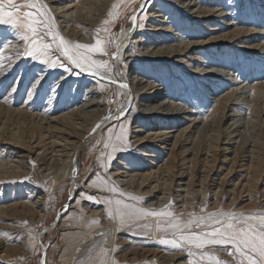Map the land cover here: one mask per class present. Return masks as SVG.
Returning a JSON list of instances; mask_svg holds the SVG:
<instances>
[{"label": "rangeland", "instance_id": "rangeland-1", "mask_svg": "<svg viewBox=\"0 0 264 264\" xmlns=\"http://www.w3.org/2000/svg\"><path fill=\"white\" fill-rule=\"evenodd\" d=\"M177 1L111 0V6L90 16L95 25L84 30L85 40H75L71 33L68 34L71 43L77 41L92 45L96 39L102 40L104 54L92 53L91 56L108 61L111 69L124 45L123 56L118 62L120 68L130 66L126 77L135 80L131 83L134 91L139 77L143 78L144 85L161 89L154 101L157 108L168 106V102L161 101L166 99L167 86L173 88L175 105L189 111V117L174 118L160 128L151 121L153 116L141 108L145 95H138L129 104L131 100L127 102L120 88L113 87L109 81L111 71L93 68L92 71L98 74L91 76L73 68L58 51L52 58L63 63L69 71L61 67L49 68L24 54L29 45L19 39L22 30L0 25V40L6 39L10 44L0 49V163L16 166V173L11 178L0 174V264H217V260L220 264H241L244 260L239 254H229L234 252L231 245H206L197 249L184 244L180 250L161 241L179 239L181 232L208 230L207 226L186 227L194 217H206L208 213L243 214L242 220L257 225L264 217V122L257 123L255 117L264 103H260L259 97L256 105L251 100L253 88L264 87V0H192L190 5L197 8L191 12L183 7L180 9ZM22 2L17 0V3ZM69 2L76 3V0L50 2L49 5L54 14L61 16L57 9ZM114 4L117 7L113 8ZM198 8L201 11L212 9V17L201 23L197 19L202 16L197 14ZM133 16L136 17L135 22ZM218 19L226 21L225 29L221 28L223 23ZM58 20L59 28H54L56 32L62 31L66 35L68 29L74 28L71 23L66 27L61 19ZM216 22L219 27H213ZM211 27L217 30L210 34L207 30ZM235 29L254 31V35L234 40L233 35L238 34H234ZM217 36L224 41L220 46H199L201 42L209 43ZM224 36L226 39L222 38ZM45 39L50 40L48 37ZM176 41L181 45L197 44L186 53L182 52L187 54L184 66L151 59L154 47L177 45ZM160 58L166 59L165 56ZM217 58L222 67H218ZM213 62L222 71L210 67ZM197 68L199 72L207 71V76H199L194 72ZM36 80L40 81L38 86H35ZM217 82L223 86L215 91L211 87ZM13 87H16L15 91ZM236 88L245 91L241 98H246V101H238L246 108L241 114L234 113V117L239 116L243 120L239 133L244 132L227 139V133L235 127L227 130L233 118L226 117L222 123L218 122L222 111L216 109L220 99ZM105 96L108 99H105L104 107L85 108L95 114L105 108L106 116L92 127L72 160L70 156L64 160L65 155L60 157L52 153L51 142L59 135L46 134L30 118L16 113L24 110L29 115L38 116L37 121L47 122L43 124L44 128L50 124L49 121L71 115L84 105L89 107L91 100L101 102ZM224 114L229 115L227 112ZM112 117L117 121L102 128L103 120ZM249 117L252 122L246 123ZM193 118L198 122L196 128L190 126L186 130L185 135H190L188 143L173 147V137ZM203 122L204 125L210 124V129L207 134L202 133L206 136L193 146L199 138L197 129ZM97 125L100 127L96 128ZM94 128L95 132L92 131ZM172 130L178 132L161 138L168 140L164 150L155 148L161 141L160 137L144 142L145 150L135 143L147 134ZM16 132L21 138L17 141L12 138ZM138 132L139 136L134 139ZM70 141L77 142V139H69L68 145H71ZM9 142H13L15 147ZM150 154L157 158H149ZM149 161L152 166L147 164ZM142 177L148 181L138 190L135 182L141 181ZM55 179L58 183L54 185ZM130 180L134 181L131 188ZM156 183L162 190L158 197L166 200L151 207L145 201V193L150 184L154 186ZM44 193L48 198L44 204L36 206L37 197ZM182 199L187 200L184 206ZM152 212L173 215L148 214ZM175 223L180 225L179 230L171 227ZM112 237L113 244L109 246L108 241Z\"/></svg>", "mask_w": 264, "mask_h": 264}, {"label": "bare ground", "instance_id": "bare-ground-1", "mask_svg": "<svg viewBox=\"0 0 264 264\" xmlns=\"http://www.w3.org/2000/svg\"><path fill=\"white\" fill-rule=\"evenodd\" d=\"M69 0H39V4H42V5H46V11L49 13V15L53 18L52 20V23L55 25V27L58 29L59 27L57 26V22L59 21V19H61V23L65 24L66 27H68V25L71 23V27H74V28H71L72 30L70 31L68 29V33L63 34L62 31L59 32V35L62 36L64 38L65 41H67L68 43L70 44H76L77 41L75 42V40H77L78 38H81V40H85V31H86V28L87 27H92L93 25V20L90 19V16H92L94 13L96 12H99L100 10L104 9L105 7H108V6H111L112 3H111V0H76V3H71L69 2L68 4H63L61 6V8H58V12H60L61 16L60 15H56L54 14V11L51 9L52 7H50L49 3L52 2V3H59V2H67ZM191 1L192 0H178L177 3H178V6L180 7V9L185 8L187 9V12H191V11H194V8L196 7V5L191 4ZM194 1V0H193ZM199 1V0H198ZM197 1V2H198ZM206 1V0H205ZM114 2V1H113ZM176 2V1H175ZM189 2V3H187ZM208 2V1H207ZM210 2V0H209ZM219 2V1H218ZM204 3V2H203ZM215 3V2H214ZM201 4V3H200ZM207 4V3H206ZM87 5L88 8H85V6ZM159 5V4H158ZM186 7H185V6ZM209 5V4H208ZM212 7V6H211ZM210 7V8H211ZM197 8V7H196ZM208 11H201L200 8H198L196 10L197 14H201V18H197L198 20L201 21L202 23V20H206L207 18H209L210 16L212 17V9H210ZM217 8V7H216ZM61 10V11H60ZM150 15V14H149ZM151 16V15H150ZM155 15H153L154 17ZM222 17H225V15L221 14ZM148 17V16H147ZM164 17V16H163ZM113 18V17H112ZM150 18V17H149ZM180 20V19H179ZM178 21V20H177ZM217 21L223 23V25H221V28H224L225 29V22L224 20L222 19H218ZM259 21V20H258ZM154 23V22H153ZM172 24V23H171ZM174 24V23H173ZM258 24V23H257ZM62 24H60L61 26ZM151 26H153L151 24ZM170 26V25H169ZM220 25L216 22L215 25L213 27H219ZM70 27V26H69ZM213 27L209 28L207 30V32H209L211 34V32H214L216 31L217 29H214ZM168 28V27H167ZM166 28V29H167ZM170 29V28H169ZM172 29V28H171ZM85 30V31H84ZM157 30V28H156ZM161 30V29H159ZM174 30V29H173ZM60 31V30H59ZM170 31V30H169ZM133 32V31H132ZM234 34L236 35H233L232 39L236 40V39H239V38H245L249 35H254V31L253 32H248V31H241V30H237L235 29V31H233ZM69 33H71L72 38L74 37L75 40L74 42L75 43H71V41L69 40L70 38V35H68ZM65 35V36H64ZM181 35V33H180ZM128 36V35H127ZM126 36V37H127ZM228 36V35H227ZM227 36H224L222 37L223 39H226ZM181 37V36H180ZM128 39V37H127ZM142 39V38H141ZM140 39L139 42H142ZM174 39V38H173ZM177 39V38H176ZM211 39H215V40H212L210 41L209 43H204V42H201L199 46H201V48H203V46L205 45H214L216 44L217 46H220V43H223L224 41L220 40L219 39V36L217 37H213ZM210 39V40H211ZM170 41L172 39H169ZM73 41V40H72ZM169 41V42H170ZM137 42V41H136ZM160 42V41H159ZM158 42V43H159ZM182 42V41H180ZM263 42V41H261ZM79 43V42H78ZM174 43V42H172ZM177 43V41H176ZM189 43V41H188ZM260 43V42H259ZM264 43V42H263ZM123 44V43H122ZM154 44V43H153ZM157 44V43H156ZM164 44V43H163ZM171 44V43H170ZM10 45V44H9ZM159 45V44H158ZM195 45L197 44H193V45H190V44H178L177 45H169V46H166V47H162V48H159L153 49V51L151 52V59H154L155 61H165V62H168V64H175V65H181V66H184L183 64H186V63H183V60H184V57L187 56V54H182V52L184 51L186 53L187 49H189L191 46L195 47ZM261 45V44H260ZM259 45V46H260ZM124 45H122V47L120 48L119 50V53H118V56H117V59H114L115 61L112 62V65H114L111 73H110V77H109V81L112 83V86L115 87V88H120L121 90V93L123 95H125V99L126 101L128 102L129 100H131L129 102V104L132 102V100H134L138 95H145V101L142 103L141 105V108L143 107V112H148L146 113L147 115L149 116H153L151 119V121H154L156 123V125L158 126V128H160L161 126H163L165 123H167L168 121H171V120H174V118L178 119V118H188L189 116V111H186V109L183 108H178L177 105H175L174 103V99H175V94L173 93V88H171L169 85L167 86V89L165 90L166 91V99L162 100L161 102H168V106H163V107H159L157 108L158 104H154V101L158 98L159 96V93H160V90L161 89H157L155 88L156 86H151V85H144V81H143V78H140L139 76V79L137 77H134L135 79L137 78L136 82H135V91L132 89L131 87V83H134V81L132 82L131 80H129L127 77H126V72L130 69V66L129 67H124V69L120 68L119 66V59L123 56V53H124ZM151 46V45H150ZM161 46V45H160ZM149 47V46H148ZM257 47V46H256ZM183 48V50H182ZM260 50V49H259ZM263 50V49H262ZM261 53V52H260ZM264 53V52H262ZM261 55V54H260ZM98 56V55H97ZM165 56V60L160 58V57H163ZM131 57V55H130ZM22 58V57H21ZM196 58V57H194ZM12 59V58H11ZM123 59V58H122ZM186 60V59H185ZM217 61V64L219 65L218 67H222L221 63H220V60L219 58L216 59ZM224 60V59H223ZM215 62V63H216ZM226 62V65H227V61ZM224 62V63H225ZM212 64V63H211ZM225 65V64H224ZM198 67V66H197ZM210 67H216V71H220L218 70L217 66L214 64L213 62V65H211ZM226 67V66H225ZM241 67V66H240ZM155 68V67H154ZM199 68H197L196 70H194V72H197L199 73V76H207L205 75L207 71H200L198 70ZM211 69V68H210ZM79 70V69H78ZM169 70V69H168ZM167 70V71H168ZM224 70V69H223ZM209 71V70H208ZM211 71V70H210ZM222 71V70H221ZM81 73V72H79ZM128 73V72H127ZM215 73V72H214ZM226 73V71H225ZM208 74V73H207ZM217 74V73H215ZM223 74V73H221ZM88 75V73L86 74ZM209 75V74H208ZM220 75V74H218ZM224 75V74H223ZM92 76V75H91ZM213 76V75H212ZM217 76V75H216ZM215 76V77H216ZM83 77V76H82ZM144 77V76H143ZM229 77V76H228ZM231 77V76H230ZM218 78V77H217ZM217 78L216 81H220L218 80ZM106 79V78H105ZM223 79V78H222ZM62 81V80H61ZM205 81V80H204ZM222 81V80H221ZM64 82V81H63ZM238 82V81H237ZM60 83V82H59ZM154 83V82H152ZM208 83V81H207ZM225 83V82H224ZM231 83V82H230ZM57 84V83H56ZM121 84H124L126 85V87H120ZM168 84V83H167ZM198 84L202 85L204 84V82H198ZM211 84V83H210ZM232 84H236V83H232ZM18 85V84H17ZM58 85V84H57ZM133 85V84H132ZM165 85V84H164ZM212 87L211 89H214L215 91L218 90L220 87L223 86V84L221 83H218L217 84H213L212 83ZM35 86H37L35 84ZM160 86V85H159ZM54 87V86H53ZM206 87V86H205ZM218 87V88H217ZM16 88V87H15ZM230 88V87H229ZM244 88V87H243ZM222 89V88H221ZM224 89V88H223ZM222 89V90H223ZM233 89V88H232ZM106 90V89H105ZM245 91H239L237 88L234 90L233 93H230L226 96H224L222 99H220L221 101L219 102V105L216 109V111H222L221 112V117L219 119L218 117V122L222 123L223 120L227 117L229 118H233L231 119V125L229 127V129L227 130H230L233 126V130L230 132V133H227L228 138H230L231 136H235V133H238L241 135V133L243 134V132L239 133V126L240 125H243V120L240 119L239 116H235L234 117V113L236 112H240L238 114H241L244 109L246 107H243L241 106V102H245L246 101V98H241L242 95H244ZM247 93V92H246ZM225 94V93H223ZM182 95V94H181ZM220 95V94H217V96ZM91 96V95H90ZM216 96V97H217ZM107 96H105V98L102 99V101L100 102H94V100H91L89 103V107H85L82 106V108H80L79 110H75L76 112L71 114L69 113V115L63 117L62 118H58L57 120H54V121H49V125L47 124L46 127L42 128L43 124H46L47 122L46 121H37L39 118L38 116H33V115H29L27 114L26 112L23 111H18L16 112L19 116L21 117H28L30 118L31 121H34L35 125H37L38 127H40L39 129L41 131H44V132H47L46 134H52L53 135H59L57 139L53 140L51 142V147L53 148L52 149V153H55L54 155L56 154H59L58 156H64V160L66 158H68L70 156L71 160L72 158L74 157V155L76 154V150H78V147L79 145L81 144V142L83 143L86 135L89 133V131L92 129V127L100 122L101 119H103V117L106 116V110L105 108L101 111H98L96 114L93 113V112H90V110H87L88 108H92V107H95V108H99V107H104V101L106 99ZM243 97V96H242ZM250 97V96H249ZM260 98V103H264V87L263 86H257V87H254L253 88V93L251 94V100H254L255 102V105L256 103L258 102V99ZM108 99V98H107ZM106 99V101H107ZM241 99V102H239L238 100ZM28 100V99H27ZM168 100V101H166ZM183 100V99H182ZM180 101V102H183V101ZM142 101V100H141ZM195 101V100H194ZM94 102V103H93ZM176 102V101H175ZM248 102V101H247ZM160 103V102H159ZM106 104V102H105ZM249 104V103H248ZM186 105V104H185ZM247 105V104H246ZM251 105V104H250ZM1 106V105H0ZM160 106V105H159ZM180 106V105H179ZM184 106V105H183ZM195 106V105H194ZM255 106H253L254 108ZM258 107V106H257ZM4 108V107H3ZM87 108V109H85ZM250 108V107H249ZM255 109V108H254ZM73 111V110H72ZM4 112V111H3ZM6 112V110H5ZM116 112V111H115ZM225 112L229 113L228 116H226V114H224ZM258 114L255 113V117H256V120H257V123L258 122H264V104L263 106L259 109V111H257ZM245 113V112H244ZM15 114V113H14ZM201 114V113H200ZM218 115V114H217ZM243 115V114H242ZM241 115V116H242ZM154 117L158 118V119H155ZM88 118V119H87ZM91 118V119H90ZM37 119V120H36ZM86 119V120H85ZM90 119V120H89ZM249 120L246 121V123H249V122H252V120H250V117L248 118ZM261 119V120H260ZM165 120V122L163 121ZM89 121V123H87ZM91 121V122H90ZM117 120L115 118H110L108 119L107 121L104 119L102 124H101V127H105V126H108L110 124H113L115 123ZM124 121V120H123ZM16 122V121H15ZM41 122V123H40ZM86 122V123H85ZM193 122V123H191ZM197 120L196 118H193L192 120H189V123L185 126V129H182L180 132L178 131H174L172 130L171 132H168V133H163L164 131H160L161 133H153V134H147L145 137L143 138H140V139H137L135 143H138L139 146H142V149L147 147L144 145V142H149L151 140V138L153 140H156V139H159L158 137H160V139L162 137H165L166 135L168 136V134H171L173 132H178V134H176L173 138L175 139L174 142H173V147H181L183 146L187 141L188 139L190 138V135L186 134V130L188 128H190V126L194 129L196 128V124H197ZM206 122V121H205ZM205 122H203V125L201 128L197 129V133H196V136H198V141H196V144L194 143L193 146H196L197 143L201 140L202 136V133H206V131H208L210 129V124H207V125H204ZM217 122V120H216ZM215 122V123H216ZM255 122V120L253 121ZM28 123V121L26 122ZM33 123V122H32ZM213 123V122H212ZM218 123V124H220ZM217 124V123H216ZM256 124V122H255ZM6 125V124H5ZM261 125H263V123H261ZM32 126V125H31ZM213 126V125H212ZM109 127V126H108ZM216 127V125H215ZM254 127V126H252ZM251 127V128H252ZM259 127H260V123H259ZM32 128V127H31ZM242 128V127H241ZM246 128V127H245ZM257 128V127H256ZM14 129V128H13ZM215 129V128H214ZM34 130V129H33ZM211 130H213V128H211ZM210 130V132H211ZM253 130V129H252ZM32 132V130H31ZM158 132V130H157ZM225 132V131H224ZM229 132V131H228ZM246 132V131H245ZM249 133V131H247ZM35 133V132H34ZM190 133V132H189ZM217 133V132H216ZM137 135L135 136L134 139H136L140 134V132L136 133ZM207 134V133H206ZM236 134L237 137L239 138H242L240 137V135ZM247 134V133H246ZM21 135V134H20ZM54 135V136H55ZM61 135V136H60ZM210 135V134H208ZM207 135V136H208ZM212 135V134H211ZM35 136V135H34ZM43 136V135H42ZM41 136V137H42ZM47 136V135H46ZM206 136V135H205ZM204 136V137H205ZM246 136V135H245ZM11 137V136H10ZM24 137V136H23ZM26 137V136H25ZM214 137V136H213ZM217 137V136H216ZM247 137V136H246ZM246 137H243L244 139ZM12 138H15L16 141L20 138L18 137V132H16V134L13 135ZM45 138V137H44ZM208 138V137H207ZM21 139V138H20ZM42 139V138H40ZM47 139V138H46ZM49 139H50V135H49ZM62 139V141L60 140ZM69 139H73L74 141H76L77 139V142H69V144L71 145H68V141ZM212 139V138H211ZM252 139V138H251ZM12 140V139H10ZM23 140V139H22ZM48 140V139H47ZM196 140V139H195ZM203 140V139H202ZM216 140V139H215ZM232 140V139H231ZM242 140V139H241ZM246 140V139H245ZM4 141V140H3ZM32 141V140H31ZM115 139L112 141V143H114ZM167 141L166 138H163L161 139V141H158V145L155 147L157 148V151L158 150H164L165 147L167 146ZM247 141V140H246ZM21 142V141H20ZM63 143L62 145H60L59 143ZM118 142V140H117ZM244 142V141H242ZM10 145H12L11 142H9ZM19 143V142H18ZM188 143V142H187ZM15 144V143H14ZM227 144V143H226ZM243 144V143H242ZM244 145V144H243ZM13 147H15L14 145H12ZM62 146V147H61ZM67 147H70L68 148L69 149V152L67 153ZM195 149V148H194ZM105 150V149H104ZM145 150V149H143ZM147 150V149H146ZM228 150V149H227ZM140 151V150H139ZM142 151V150H141ZM195 151V150H194ZM46 152V151H45ZM15 154V153H14ZM142 156H145L143 154V151H142ZM76 157V156H75ZM27 158H28V155H27ZM149 158H157L154 156V154H150L149 155ZM33 159V158H32ZM30 160V159H29ZM60 160V159H59ZM206 160V159H205ZM234 162V161H233ZM35 163V162H34ZM38 163V162H37ZM55 163V162H54ZM57 165H58V162H56ZM1 164V163H0ZM28 164V163H27ZM41 164V163H40ZM148 165L152 166L153 163L152 162H148L147 163ZM234 164V163H233ZM31 167V166H30ZM34 167V166H33ZM209 167V166H208ZM16 166H12L11 163H8V164H1L0 165V174L2 175H8L10 176L9 178H11V176H13L16 171L15 169ZM19 168V167H18ZM17 168V169H18ZM253 168V167H252ZM50 169V168H49ZM56 169V168H55ZM254 169V168H253ZM22 170V169H21ZM52 170V169H50ZM46 171V170H45ZM58 171V170H57ZM18 172V171H17ZM25 174V173H24ZM56 173H54L53 175H55ZM23 175V174H22ZM24 176V175H23ZM17 177V176H16ZM72 177V175H71ZM59 179V178H58ZM58 179H55L54 180V185L56 183H58ZM18 180V179H17ZM148 179L146 177H142L141 181L139 182H135V185L136 187L138 188V190L144 186L143 184L147 183ZM117 183H119V181L117 180ZM129 183V182H128ZM52 184V183H51ZM8 185V184H7ZM134 185V181H131L130 180V183H129V187L131 188V186ZM31 186V185H30ZM161 186V185H160ZM158 183H156V185L152 186L151 184L149 185V189L148 191H146V203L147 204H150L151 207H153L154 205H159L162 201H165L166 199H161L158 197L159 194H161L160 192L162 191L160 188ZM33 188V187H32ZM37 189H40V187H36ZM255 188V187H254ZM45 189V188H44ZM219 190V189H218ZM43 191V190H42ZM45 192V191H44ZM42 193V192H41ZM256 193V192H255ZM48 194V193H47ZM218 194V193H217ZM235 194V193H234ZM215 195V194H214ZM213 195V196H214ZM162 196V195H161ZM171 196V195H170ZM219 197V196H218ZM45 198H48L46 193H44L43 195L40 194L38 197H37V200L35 202V205L36 206H40L41 204H44L43 201L45 200ZM237 199V197H236ZM48 201V200H47ZM187 201V200H186ZM185 200L181 201L182 205H186L187 202ZM155 203V204H154ZM39 208V207H38ZM149 208V207H148ZM47 213V212H46ZM22 222V221H21ZM113 239L114 237L110 238L109 241H108V245H112L113 244ZM225 252V251H224ZM223 255V254H222ZM173 260V259H172ZM174 261V260H173Z\"/></svg>", "mask_w": 264, "mask_h": 264}, {"label": "snow or ice", "instance_id": "snow-or-ice-1", "mask_svg": "<svg viewBox=\"0 0 264 264\" xmlns=\"http://www.w3.org/2000/svg\"><path fill=\"white\" fill-rule=\"evenodd\" d=\"M46 7V5L39 4V0H23L22 3H17V0H0V25H9L14 30H22L19 39L29 45L24 49V54L34 61L39 60L41 64H45L49 68L61 67L65 71H69L63 63H58L57 59L52 58L53 53L58 51L73 68L79 69L81 72H88L95 76L98 73L92 71L93 68H105L109 72L112 71L108 61L96 60L91 56L92 53L104 54L105 50L101 47L102 40L96 39L92 45L68 43L54 30L53 18L45 10ZM115 7L117 5L114 4L113 8ZM132 20L135 22L136 17L133 16ZM104 23L107 24L108 21ZM46 37L50 40H46ZM53 44H55V49H53ZM8 46L9 42L6 39L0 40V49ZM35 83L38 86L40 81L36 80ZM120 87H126V85L121 84ZM15 90L16 88L13 87V91ZM28 94L31 96L30 91ZM99 127L100 125L96 126V128ZM96 128L92 131L95 132ZM121 131L124 129L122 128ZM148 214L173 215L172 213L155 212ZM242 216L243 214L208 213L206 217H194L186 225L187 228L191 229L193 225L196 228L207 226L208 230L199 233L189 231L187 234L181 232L179 239L162 240L161 242L171 243L180 250L184 244L197 249H203L206 245H231L234 252L230 251L229 254L243 256L244 260L241 261V264H245V261L247 264H264V217L259 220L257 225L250 223L249 220H242ZM171 227L180 229L178 223L171 224ZM217 264H220L219 260H217Z\"/></svg>", "mask_w": 264, "mask_h": 264}, {"label": "water", "instance_id": "water-1", "mask_svg": "<svg viewBox=\"0 0 264 264\" xmlns=\"http://www.w3.org/2000/svg\"><path fill=\"white\" fill-rule=\"evenodd\" d=\"M44 260H42V262H43Z\"/></svg>", "mask_w": 264, "mask_h": 264}]
</instances>
